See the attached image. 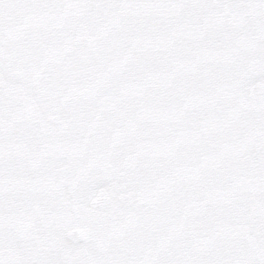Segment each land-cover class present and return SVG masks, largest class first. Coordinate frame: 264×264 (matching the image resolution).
Here are the masks:
<instances>
[{
	"label": "snow or ice",
	"instance_id": "1",
	"mask_svg": "<svg viewBox=\"0 0 264 264\" xmlns=\"http://www.w3.org/2000/svg\"><path fill=\"white\" fill-rule=\"evenodd\" d=\"M0 264H264V0H0Z\"/></svg>",
	"mask_w": 264,
	"mask_h": 264
}]
</instances>
